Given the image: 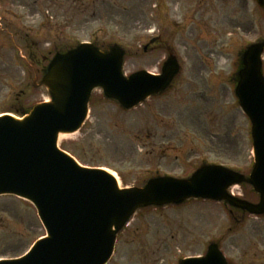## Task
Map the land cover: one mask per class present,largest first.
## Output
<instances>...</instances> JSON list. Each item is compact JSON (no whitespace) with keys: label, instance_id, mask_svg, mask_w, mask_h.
I'll list each match as a JSON object with an SVG mask.
<instances>
[{"label":"rangeland","instance_id":"374dc122","mask_svg":"<svg viewBox=\"0 0 264 264\" xmlns=\"http://www.w3.org/2000/svg\"><path fill=\"white\" fill-rule=\"evenodd\" d=\"M259 38L264 10L254 0H0V114L47 97L31 87L33 78L55 51L79 41L121 45L125 74L158 73L173 52L181 68L168 90L131 110L93 91L85 124L59 146L82 165L107 167L121 186L156 174L184 177L203 161L247 171L249 122L232 88L239 52ZM262 61L264 73V52ZM245 218L202 199L141 209L119 233L109 264H176L203 255L211 240L230 264H264V219ZM44 233L30 203L0 196V258L23 255Z\"/></svg>","mask_w":264,"mask_h":264},{"label":"water","instance_id":"95a60500","mask_svg":"<svg viewBox=\"0 0 264 264\" xmlns=\"http://www.w3.org/2000/svg\"><path fill=\"white\" fill-rule=\"evenodd\" d=\"M264 8V0H255ZM264 40L247 45L240 54L234 94L251 123L253 165L248 176L215 165H202L186 178L154 176L142 185L120 187L101 168L80 165L58 147L62 134L83 124L93 89L131 109L163 92L178 73L169 53L160 73L143 69L123 72L124 49L112 44L100 49L81 43L56 52L34 87H44L49 101L33 104L17 117L0 115V195L30 202L46 232L19 258L0 264H106L118 233L136 211L180 204L191 198L224 201L252 214L264 213ZM246 183L258 203L230 196V185ZM178 264H228L218 245L210 243L203 256Z\"/></svg>","mask_w":264,"mask_h":264},{"label":"flooded vegetation","instance_id":"af4514ba","mask_svg":"<svg viewBox=\"0 0 264 264\" xmlns=\"http://www.w3.org/2000/svg\"><path fill=\"white\" fill-rule=\"evenodd\" d=\"M159 38V36H157L155 39H153V42H150L146 45V49L148 48V46L154 42H156V40ZM160 40V39H159ZM237 192H235L236 194ZM240 197L242 199H245V200H248V201H251V202H257L258 200V197L256 194L254 193H245L242 189H241V192H240ZM224 211L226 212V214H228L229 216H233V218H236V219H241V220H244L246 219L245 217H253V218H256V219H264V214L262 215H259V216H252L250 215L249 213L245 212V211H242L240 209H237V208H234L228 204H224ZM231 229V226H228V230Z\"/></svg>","mask_w":264,"mask_h":264}]
</instances>
